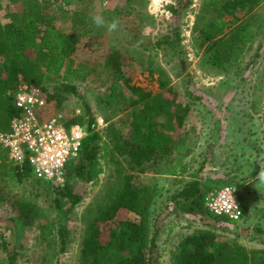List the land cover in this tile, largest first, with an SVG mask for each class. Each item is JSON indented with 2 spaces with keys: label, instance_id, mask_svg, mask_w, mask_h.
Wrapping results in <instances>:
<instances>
[{
  "label": "rangeland",
  "instance_id": "374dc122",
  "mask_svg": "<svg viewBox=\"0 0 264 264\" xmlns=\"http://www.w3.org/2000/svg\"><path fill=\"white\" fill-rule=\"evenodd\" d=\"M28 2H33L42 14L43 23L50 22L71 36L73 51L63 71L77 68L87 73L85 79L72 81L80 97L63 89L62 72L43 81V93L53 97L52 105L57 106V113L66 120H71L75 110L78 114L77 110L87 104L95 118H104L105 124L97 129L107 142V134H122L140 140L138 131L129 126V114L138 108L132 104L137 96L132 94L129 86L157 94L162 91L159 82L163 81L178 94L174 103L184 108L182 127L177 126L173 114L160 117L162 131L158 138L170 143L183 141L187 151L181 152L182 162L188 163V170L176 179L161 176L154 184L150 178L157 176V171L150 165L148 172L138 175L135 180L152 189V185L155 187L148 197L151 230L158 229L157 264L173 263V249L178 238L206 229L213 230L219 239L249 250L264 248V182L258 178L264 169V90L261 88L264 85V0L247 16H243L247 5L241 4L232 14L222 17L230 21L234 16L241 20L251 18L255 22L256 36L236 64L220 69L206 61L205 47L218 35L207 40L201 34L214 16L201 8L200 0H172L159 10L151 5V0H0V21L7 22L12 18L19 21ZM187 3L190 5L183 7ZM171 5H176L180 13L182 43L179 59L163 44L158 45L164 37L171 35L174 22L169 9ZM96 14L109 20L118 17L119 31L109 33L104 28H97L91 21ZM115 50L124 56V64L118 76L113 78L105 74V69L108 56ZM165 96L171 98L169 93ZM166 105L171 110L176 108L170 102ZM109 113L115 115L106 120ZM185 132L191 136L189 139L184 137ZM169 155L175 158L177 152L171 151ZM117 159L120 163L109 161L98 184L93 186L77 179L70 166L61 184H42L36 189L33 180L12 187L6 177L2 178L0 264H5L6 260L3 242L18 251L17 264H78L88 221L106 204L107 193L118 184L117 177L135 173L122 156ZM68 163L74 165L76 160ZM190 174L207 187L204 210L192 213L179 209L170 200L172 194L191 180ZM67 183L73 185L82 199L69 211H58L50 204H54L55 198L65 202L59 191ZM225 184L237 188L240 208L247 206V214L252 211V221L244 216L239 222L215 220L206 212V197ZM13 195L36 203L38 216L30 226H22L12 219L16 216L17 201ZM241 211L243 213L242 208ZM63 216L68 238L61 252L57 230ZM119 217L132 215L121 211ZM41 232H49L44 240L40 237Z\"/></svg>",
  "mask_w": 264,
  "mask_h": 264
},
{
  "label": "trees",
  "instance_id": "16d2710c",
  "mask_svg": "<svg viewBox=\"0 0 264 264\" xmlns=\"http://www.w3.org/2000/svg\"><path fill=\"white\" fill-rule=\"evenodd\" d=\"M262 0H200L201 8L212 14L214 18L202 29L205 39H213L205 47L208 53L207 63L214 68L236 64L248 44L256 36L255 22L251 18L241 20L237 16L233 20L222 17L232 14L241 4L247 9L243 16L250 14ZM189 3L183 4L187 7ZM174 17L171 35L164 37L158 45L165 48L177 59L181 56L180 13L176 5L169 6ZM204 13L203 15H205ZM42 14L33 2L27 3V10L19 21H0V132H7L16 110L12 104L13 95L18 87L24 83L29 89L39 88L45 91L44 79L61 75L62 87L66 92L80 97V93L72 81L85 79L87 73L83 69H64L68 56L73 51L71 36L61 32L56 25L42 22ZM237 21V22H236ZM234 22V23H233ZM233 25V26H232ZM230 26V27H229ZM37 48L36 54L33 51ZM124 56L120 51H113L106 60L105 74L116 78L120 67L124 64ZM162 91L152 94L141 87L131 85L129 88L134 96L133 105H138L130 114V129L138 131V137H124L122 134L108 136L103 139L97 129L96 118L90 107L83 104L78 114L68 123L78 122L86 127V136L83 140L80 153L75 159L76 164L67 163L65 173L70 166L74 176L84 183L97 185L99 176L104 172L109 161L119 164L117 156H122L135 173L123 174L117 177V186L107 193L106 204L99 208L88 221L85 235L82 240L78 264H157L158 262V229L151 230L149 204L150 192L153 189L147 184L135 181L138 175L148 172L150 165L156 169L153 183L161 176H170L174 179L181 177L188 170V163L182 162V151L186 150L182 140L173 143L158 138L161 130L160 117L174 115L178 127H182L184 108L174 103L178 94L167 87L163 81L159 82ZM264 90V85L262 86ZM171 94V98L165 96ZM47 98V114L59 112L57 106L52 105L53 97ZM175 104L171 110L166 103ZM114 113H109L105 119L109 120ZM105 121V120H104ZM118 133V131H117ZM185 135V136H184ZM182 135L189 139V135ZM182 141V142H181ZM177 152L174 158L169 154ZM167 162H166V160ZM74 161V160H73ZM71 164V165H70ZM163 164L160 168L156 167ZM158 168V169H157ZM118 174V173H117ZM7 178L12 187H17L26 180L34 181V189L38 185L49 182L37 180L33 177L30 166L26 163L18 165L8 156V150L0 145V181ZM190 181L170 196V200L188 212L203 209V199L207 190L199 178L190 174ZM121 182V183H120ZM150 188V189H149ZM65 199L60 202L55 198L51 207L65 212L78 204L82 195L74 191L72 184H65L59 191ZM15 197V195H13ZM17 197V195H16ZM15 197V198H16ZM15 218L20 225L30 226L38 216L36 203L16 198ZM242 217L247 214V206H241ZM206 212L215 220H226L223 217L212 215L205 207ZM62 211V212H64ZM121 211L132 217L120 218ZM258 229V228H257ZM60 251L63 252L68 238L66 218L58 226ZM49 232L42 234L45 239ZM2 250L6 254L5 264H17L19 256L15 247L2 243ZM172 264H264V248L249 250L241 245H234L226 240L219 239L213 230L194 231L176 240L173 249Z\"/></svg>",
  "mask_w": 264,
  "mask_h": 264
},
{
  "label": "built area",
  "instance_id": "2783aa9c",
  "mask_svg": "<svg viewBox=\"0 0 264 264\" xmlns=\"http://www.w3.org/2000/svg\"><path fill=\"white\" fill-rule=\"evenodd\" d=\"M12 104L16 115L9 130L0 132V145L8 150L14 163L28 164L35 179L61 184L67 163L80 153L86 127L78 122L68 123L61 113L47 114L46 95L24 83L15 91ZM104 124L103 117H96L97 126ZM205 207L212 215L231 222L243 218L238 190L231 184L208 195Z\"/></svg>",
  "mask_w": 264,
  "mask_h": 264
},
{
  "label": "clouds",
  "instance_id": "9594fccd",
  "mask_svg": "<svg viewBox=\"0 0 264 264\" xmlns=\"http://www.w3.org/2000/svg\"><path fill=\"white\" fill-rule=\"evenodd\" d=\"M171 2L172 0H151V5L159 10ZM91 21L97 28H104L109 33L117 32L120 29V20L118 17H113L109 20L102 14H96L91 17ZM258 178L261 182H264V169L259 172Z\"/></svg>",
  "mask_w": 264,
  "mask_h": 264
},
{
  "label": "crops",
  "instance_id": "0c3cea01",
  "mask_svg": "<svg viewBox=\"0 0 264 264\" xmlns=\"http://www.w3.org/2000/svg\"><path fill=\"white\" fill-rule=\"evenodd\" d=\"M36 52H37V48L34 50V54H36ZM262 88V87H261ZM189 137H191V136H189ZM263 168H264V159H263ZM168 177H170V176H168ZM173 178V177H172ZM245 218H248L249 220H253L254 219V215L252 214V211H249V213L246 215V216H244V219ZM252 218V219H251ZM247 220V219H246ZM250 221V222H251Z\"/></svg>",
  "mask_w": 264,
  "mask_h": 264
}]
</instances>
